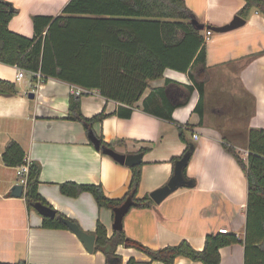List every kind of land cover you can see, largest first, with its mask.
Instances as JSON below:
<instances>
[{
  "label": "crops",
  "instance_id": "obj_1",
  "mask_svg": "<svg viewBox=\"0 0 264 264\" xmlns=\"http://www.w3.org/2000/svg\"><path fill=\"white\" fill-rule=\"evenodd\" d=\"M6 1L16 9L8 28L32 37V17L57 16L69 0ZM184 2L205 26L204 35L208 25L230 22L245 4L244 0ZM244 19V24L229 31L210 29L212 33L205 41L201 122L195 110L198 92L194 89L189 93L187 89L192 85L189 72L166 69L162 77L148 82L132 106L107 99L97 90L78 96L83 116L91 117L103 110L108 114L93 124V132L104 142L112 143L115 151L131 154L148 148L142 153L137 197L149 195L171 177L174 167L171 159L181 157L186 149L178 128L183 129L194 146L186 166V176L194 180L193 184L178 188L151 207L130 208L123 218L125 235L151 249L185 239L201 250L206 234L219 232L221 228L236 234L241 241L245 237L246 175L223 147L225 140H229L247 162L244 146L247 131L264 128V16L253 10ZM16 70L17 66L0 62V79L15 83L17 89L13 96L0 94V262L108 264L102 251L88 252L69 229L43 227L42 216L35 209H27L23 196L11 195L17 176L15 168L2 161V152L9 141L18 142L25 157L40 166L39 194L55 211L73 219L90 234L99 221L107 235H112L111 209L98 207L89 192L66 196L60 192V184L66 181L99 184L106 197L119 199L127 192L130 167L95 149L84 125L68 118L72 84L55 78L38 82L29 72L16 81ZM30 92L34 93L33 98L28 97ZM172 105L169 120L161 113ZM127 109L131 110L130 116L120 115ZM219 251V264H244L242 242L221 247ZM115 253L121 264L130 258L134 264H161L122 244ZM174 264L202 263L177 257Z\"/></svg>",
  "mask_w": 264,
  "mask_h": 264
},
{
  "label": "trees",
  "instance_id": "obj_2",
  "mask_svg": "<svg viewBox=\"0 0 264 264\" xmlns=\"http://www.w3.org/2000/svg\"><path fill=\"white\" fill-rule=\"evenodd\" d=\"M244 2L237 15L247 18L255 10L264 16V0ZM15 13L11 3L0 0L1 63L15 65L28 72L39 71L45 79L55 78L97 90L103 97L128 106L136 103L148 82L162 77L166 69L189 72L192 85L187 89L189 93L194 89L198 92L195 110L202 121L206 67L204 29L198 30L192 25L191 20L195 16L184 0H69L57 16H33L32 37L8 28V22ZM16 93L15 83L0 79L1 95L13 96ZM173 107L161 115L172 120ZM130 114V109L120 112L124 117ZM107 115L103 110L85 117L80 111L78 96L73 95L70 99L68 118L79 120L87 131H93V124ZM178 132L186 143L185 152L189 150L192 154L194 146L188 142L182 128H178ZM97 137L102 145L113 149L112 143ZM226 142L224 149L233 155L247 180L246 233L242 241L234 233L209 232L201 250L192 247L185 239L174 245L151 249L127 237L123 228L108 236L105 226L98 221L92 233L95 235L94 251H102L107 259L115 258L116 247L122 244L143 252L151 262L174 264L177 257H184L202 264H219L221 247L242 242L244 264H264V128L247 131L244 142L248 151L247 162ZM147 150V147L140 148L138 152ZM24 158V149L14 140L9 141L2 152V161L10 167L21 165ZM179 158L173 157L172 163ZM130 170L132 175L127 192L119 199L106 197L99 184L66 181L60 184L59 189L69 197L89 192L98 207L109 208L112 213L127 198L132 200L130 208L151 207L154 202L149 195L137 197L141 163L130 167ZM183 172L190 179L186 176V167ZM39 174L40 166L31 162L23 193L29 210H34L37 202L52 208L38 192ZM55 213L54 218L43 216L42 226L68 229L59 220L65 216L58 211ZM134 263L130 258L126 264Z\"/></svg>",
  "mask_w": 264,
  "mask_h": 264
},
{
  "label": "water",
  "instance_id": "obj_3",
  "mask_svg": "<svg viewBox=\"0 0 264 264\" xmlns=\"http://www.w3.org/2000/svg\"><path fill=\"white\" fill-rule=\"evenodd\" d=\"M245 19L239 15H235L232 20L221 26H207L208 29H211L214 32H225L232 30L234 28L239 27L244 24ZM192 25L198 29L203 30L204 25L199 23L196 18L191 20ZM29 98L34 97V93L30 92L28 94ZM88 138L92 142L93 146L97 150H101L104 154L111 156L114 160L120 162L121 164H125L129 167L138 165L142 161V153H131V154H123L115 151L112 148L106 147L101 144L99 138L95 135V133L90 130L88 131ZM191 156V152L186 151L179 159L174 162L173 173L169 180L162 186L156 188L152 192H150V197L154 203H160L163 199H165L172 192L177 190L180 187H187L193 184L192 180L187 179L184 176V168L187 166L188 160ZM11 195L15 197L23 196V186L21 184H14L11 187ZM132 206L131 198H127L122 204L116 206L113 209V223L112 229L114 231L121 230L123 228V218L125 214L128 212L130 207ZM34 209L43 217L54 218L56 213L53 208L45 206L39 202L34 204ZM59 220L76 236L80 239V241L84 244V247L88 252H92L94 250V242L95 235L90 234L82 230L77 223L71 221L66 217H59ZM115 259V260H114ZM108 264H121V260L119 257L109 258Z\"/></svg>",
  "mask_w": 264,
  "mask_h": 264
},
{
  "label": "built area",
  "instance_id": "obj_4",
  "mask_svg": "<svg viewBox=\"0 0 264 264\" xmlns=\"http://www.w3.org/2000/svg\"><path fill=\"white\" fill-rule=\"evenodd\" d=\"M212 33V31L210 29H206L205 30V35H204V40L206 41V39H208V36ZM28 71H26L25 69L23 68H20V67H17V70H16V73H15V80L16 81H20L24 78V76L26 75ZM34 78H36L38 80V82H43L45 80V78L43 77V75L39 72V71H36V72H29ZM92 90H88V89H85L81 86H76V85H70V93L72 95H75V96H81V95H84V94H87L89 92H91ZM197 135L195 134L194 135V138L197 139ZM246 156L248 155V151L245 152ZM30 160H28L26 157L24 158V162L15 167V172H16V176H17V180H16V183L15 184H21L23 186V192H24V189H25V185H26V176H27V173H28V169H29V166H30ZM219 232L221 233H226V229H219L218 230Z\"/></svg>",
  "mask_w": 264,
  "mask_h": 264
},
{
  "label": "rangeland",
  "instance_id": "obj_5",
  "mask_svg": "<svg viewBox=\"0 0 264 264\" xmlns=\"http://www.w3.org/2000/svg\"><path fill=\"white\" fill-rule=\"evenodd\" d=\"M239 141H241V140H239ZM239 141H238V142H236V143H238V144H239V143H241V142H239ZM241 144H242V143H241ZM241 144H240V145H241Z\"/></svg>",
  "mask_w": 264,
  "mask_h": 264
}]
</instances>
